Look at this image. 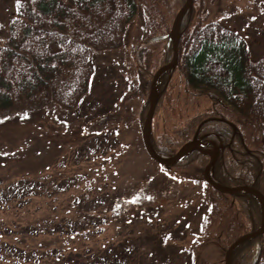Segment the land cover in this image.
Here are the masks:
<instances>
[{
	"label": "trees",
	"instance_id": "trees-1",
	"mask_svg": "<svg viewBox=\"0 0 264 264\" xmlns=\"http://www.w3.org/2000/svg\"><path fill=\"white\" fill-rule=\"evenodd\" d=\"M151 1L145 0L148 3ZM155 1L153 0V3ZM184 1H178L175 11L180 9ZM195 3L194 1L193 10L186 12L182 20L177 67L183 69L182 75L190 86L189 88L187 85L188 88L198 91L196 96H208L213 105L210 106L211 110H207V115L191 118L186 126L189 128L181 139L183 143L191 139L200 122L207 117L219 116L233 121L238 129L234 139L233 128L227 122L214 119L206 121L200 127L199 135L206 133L208 137L216 138L218 144H225L215 165L213 176L223 184H253L264 192V56L253 60L247 38L241 35L240 31L222 22L208 19V14L198 15ZM140 5L141 1L138 0H11L3 5V9H7L5 13L7 15L0 12V116L11 115L14 110L36 112L52 104L77 113L84 102H87L89 94L94 92L91 89V82L97 70V57L125 46L129 37V27L138 16ZM144 15L149 21L148 29L154 31L158 27L155 15L150 9L149 11L145 9ZM143 43H140L138 49L134 51L132 59L135 65L139 66L137 71L139 85L136 90L142 88L143 91L144 86L148 92L152 72L144 73L140 67L145 63H143L144 57L147 56V48H141ZM163 50L165 56L161 64L170 61L172 54V48L166 42ZM175 69L161 76L159 87L161 93L168 90L165 77L173 75ZM99 101L103 103L101 100L95 101L92 105L94 108L90 107L91 112L95 113ZM222 105L224 109L221 108ZM253 126L259 129V133L257 137L254 136L252 146H249L244 131ZM96 136L88 137L87 145H81L82 150H79L78 146L74 148L77 156L85 157V160L89 161L113 149L111 143H97L96 139H101L102 136ZM153 145L163 156L173 155L179 147L173 139L165 137L161 140V149L156 146L154 140ZM208 160L207 155L194 150L171 168H186L185 174L195 182H199L203 180V170ZM194 162L198 164L193 170ZM83 164L69 162L68 167H71L73 173V169L76 168L74 170L76 171ZM161 167L164 169L162 165ZM90 173L99 174L97 171ZM42 176L45 178L48 175L23 176L3 182L6 185L5 192L2 191L0 213H5L3 215L19 213L12 209L16 206L15 198L22 196L31 198L38 194L39 189L46 187L44 185L48 181ZM70 177L73 178L72 175ZM65 179L64 176L59 185L68 189L70 184L67 186L68 181L64 182ZM204 183L218 196H211L208 191L210 198L222 200L226 206L219 207L217 203L214 209L209 211L210 214L204 216L201 232L195 233L198 241L195 242L194 238L192 241L197 243L198 247L191 243L183 245L186 251L175 249L176 253L180 251L184 255L188 254L190 264H207L208 260L203 251L205 243L212 238L218 239L219 242L225 241L226 237L225 246L229 245L241 232L246 231L245 218L246 221L252 222L250 231L257 228L261 222V210L253 196L246 193L233 195L221 193L207 182ZM83 192L78 193V199H86V194ZM234 197L236 202L231 201ZM93 203V199L89 198V202L87 200L85 209H80L77 217L73 218L76 220L68 224V231L63 221L52 231L38 232L41 229L38 225L0 217V259L3 255L1 262L4 264H161V262L147 261L148 257L161 255V250L167 254L168 246L161 248V236L157 240V245L156 238L150 234L142 237L144 240L141 242L140 239L135 241L128 233H122L123 238L116 241L108 233L98 230L103 226L102 223L108 226L117 223L113 211L109 212V209L106 212L97 211L95 206H91ZM237 208L245 210L244 216H241L244 221L238 220L241 212H237ZM145 213L123 215L125 217L122 218V225L129 226L136 219L144 217L147 219V224L154 226L156 224L154 217L149 212ZM211 216L217 218L218 225L215 229L211 227L207 230L206 226L210 225ZM107 229L109 228L104 227L103 231ZM103 233L104 236L101 235ZM66 236L70 243L81 244H75L70 248L63 247V244L56 245L58 239L55 237ZM34 237H49L50 240L46 245L54 247L44 246L46 243L44 241V244H35L34 248L28 249L27 246L30 245L25 241L19 242L27 238L31 244ZM162 238L170 240L171 232H163ZM98 240L99 242L102 240L103 244L99 245ZM162 246H164L163 242ZM149 248L151 251H148ZM219 261L221 262L216 264H224L223 258ZM232 261L233 264H264V234L246 240L238 246Z\"/></svg>",
	"mask_w": 264,
	"mask_h": 264
},
{
	"label": "rangeland",
	"instance_id": "rangeland-1",
	"mask_svg": "<svg viewBox=\"0 0 264 264\" xmlns=\"http://www.w3.org/2000/svg\"><path fill=\"white\" fill-rule=\"evenodd\" d=\"M10 1L0 0V7L2 6L0 12L4 15H7L5 14L7 9H3V5ZM138 1H141V8L129 27V37L125 46L97 57V70L93 80L91 79V89L94 92L93 94L89 92L87 102H84L77 113L75 112L76 114L52 104L36 112L14 110L11 115L0 116V179L3 178L0 182V202L3 200L1 196L6 185L3 182L23 176L48 175L45 178L42 176L48 181L44 185L46 187L39 189L38 194L31 198H23V196L15 198L16 206L12 209L19 213L8 215L0 213V217L38 225L41 227L38 232L52 231L63 221L68 231V224L76 220L73 218L77 217L80 209H85L87 200L89 202L91 198L94 201L91 206H95L100 212H106L108 209L109 212L113 211L117 220V223L110 226L102 223L103 226L99 227V231L108 233L116 241L123 238L122 233H128L135 241L140 239L141 242L144 240L142 237L150 234L156 238V245L161 236V248L168 246L167 254L161 250V255L148 257L147 261L161 262V264L166 262L190 264L189 255L180 253L182 250L186 251L183 245L192 243L198 247L197 243L192 241L193 238L195 242L198 241L195 233L201 232L204 216L210 214L209 211L214 209L217 203L219 207H224L226 204L222 200L210 198L209 194L218 196L208 189L203 180L195 182L189 178L184 172L186 168H160L159 162L145 149L142 128L149 109L151 82L157 69L163 65L161 64L165 56L163 47L167 40L145 43L143 41L171 30L173 19L178 12L174 8L179 0H156L154 3L153 0L150 3L145 0ZM195 2L198 15L208 14V19L222 22L240 31L241 35L247 38L253 60L264 56V0H195ZM145 9L146 11L150 9L155 15L158 27L152 32L147 27L149 21L145 18ZM173 13L175 15L172 17ZM140 43H143L141 48H147V56L143 61L145 63L140 65L141 70L144 73L152 72L148 92L144 86L145 91H142V88L136 90L139 85L137 76L139 66L135 65L132 57ZM182 73L183 69L179 66L173 75L165 77L168 90L160 93L153 115L151 139L160 149L164 137L173 139L180 147L183 143L182 135L187 132L189 126H186L191 118L207 115V110L212 109L210 106L213 103L210 98L196 96L198 91L189 89L190 86ZM98 100L103 103L99 101L98 108L93 113L90 107ZM221 108L224 109L223 105ZM246 129L245 137L249 146H252L254 136L257 137L259 129H255L254 126ZM96 135L102 136L101 139H96L97 143H111L113 149L89 161L85 160V157L77 156L74 148L78 146L79 150H82L81 145H87V138L90 136L95 138ZM179 147L176 149L178 150ZM69 162L84 164L76 171H74L76 168L73 169L71 173ZM197 164L194 162L193 170L197 168ZM95 171L99 174L90 173ZM64 176L66 177L64 182L68 181L67 186L70 184L68 189L59 185ZM80 192L86 194L87 200L78 199L77 195ZM231 201L236 202V198ZM239 208L236 209L237 212H241L238 220L244 221L241 216H244L245 210ZM140 212L151 213L156 224L154 226L147 224V219L143 217L136 219L129 226L122 225V218L125 217L123 215ZM216 219L215 216L210 217L211 223L207 224V230L211 227L215 229L218 225ZM260 224L253 230L258 229ZM244 225L246 231L241 232L240 235L252 231L249 230L252 226L251 221L248 222L245 218ZM104 227L109 229L103 231ZM166 231L171 232V239L168 241L162 238L163 232ZM25 239L19 242L25 241L30 245L27 246L28 249L34 248L35 244H44V241H46L44 246L54 247L46 245L50 240L49 237H34L31 241L32 245L27 238ZM55 239H58L56 245L63 244V247L70 248L75 244H81L70 243L67 236L55 237ZM224 239L226 241V237ZM225 241L220 240V243L218 239L212 238L205 243L203 251L208 260L207 264H216L221 262L220 259H225L226 250L232 243L225 246ZM98 244L102 245L103 241L98 240ZM175 249L180 250L179 254ZM148 251L151 249L149 248ZM1 259L0 264H4ZM160 259L161 261H158Z\"/></svg>",
	"mask_w": 264,
	"mask_h": 264
},
{
	"label": "water",
	"instance_id": "water-1",
	"mask_svg": "<svg viewBox=\"0 0 264 264\" xmlns=\"http://www.w3.org/2000/svg\"><path fill=\"white\" fill-rule=\"evenodd\" d=\"M193 3H194V0H186L185 4H183L182 7L177 12L169 33L157 35V36L146 39V41H156L159 39L168 38V44L170 43L172 44L173 56H172L171 61L160 66L153 76V79L151 82L150 93H149V109L145 117V121H144L143 128H142V138H143L144 146L148 154L153 159L158 161L160 164L165 165L166 167H169L179 162L183 156L187 155L191 151L196 150V149L200 150L201 152L210 156V160L204 169V177L210 184H212L215 188H217L218 190L222 192H228V193L245 192V193L251 194L256 197L261 207L260 227L254 231L247 232L245 234L240 235L227 248L226 254H225L226 263L232 264L231 255L234 252V250L237 248V246H239L245 240L255 238L256 236L260 234H264V194L259 189L255 188L253 185L243 184V185H238V186H227V185H223L219 183L218 181H216L212 177L211 170H213L215 166L221 145H217V143L214 142L213 148H204L201 145V140L198 139L199 130H197L193 138L185 142L174 155L167 156V157L160 155L156 151V149L154 148L152 144V139H151L152 120H153V115L155 112V107L159 99L157 82H158L159 77L164 72L175 68L178 63V44H179V40L181 37L182 19L184 15L186 14V12L192 8ZM207 120H211V118L205 119L202 123H204Z\"/></svg>",
	"mask_w": 264,
	"mask_h": 264
},
{
	"label": "flooded vegetation",
	"instance_id": "flooded-vegetation-1",
	"mask_svg": "<svg viewBox=\"0 0 264 264\" xmlns=\"http://www.w3.org/2000/svg\"><path fill=\"white\" fill-rule=\"evenodd\" d=\"M207 139V140H206ZM234 139V138H233ZM242 140V138H241ZM202 141L204 144H206L207 147H213V142L216 141V138L212 137V136H207V134L205 133V135L202 138ZM209 141V142H208ZM211 144V145H209Z\"/></svg>",
	"mask_w": 264,
	"mask_h": 264
},
{
	"label": "bare ground",
	"instance_id": "bare-ground-1",
	"mask_svg": "<svg viewBox=\"0 0 264 264\" xmlns=\"http://www.w3.org/2000/svg\"><path fill=\"white\" fill-rule=\"evenodd\" d=\"M185 2H186V0L184 1V4H185ZM193 8H194V3H193L192 8L189 9L188 11H192ZM188 11H187V12H188ZM226 194L233 195V194H235V193H228V192H226ZM252 231H254V230H252ZM233 254H234V253H232V255H231V259H233ZM224 264H227V263H226V259H224ZM232 264H233V261H232Z\"/></svg>",
	"mask_w": 264,
	"mask_h": 264
}]
</instances>
